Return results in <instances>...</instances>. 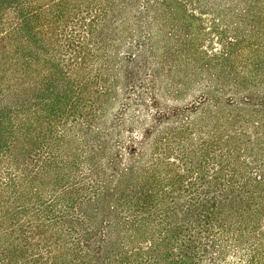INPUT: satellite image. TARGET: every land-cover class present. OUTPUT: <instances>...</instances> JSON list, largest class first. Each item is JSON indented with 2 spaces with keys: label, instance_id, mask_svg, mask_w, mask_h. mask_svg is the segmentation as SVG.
<instances>
[{
  "label": "trees",
  "instance_id": "obj_1",
  "mask_svg": "<svg viewBox=\"0 0 264 264\" xmlns=\"http://www.w3.org/2000/svg\"><path fill=\"white\" fill-rule=\"evenodd\" d=\"M0 264H264V0H0Z\"/></svg>",
  "mask_w": 264,
  "mask_h": 264
}]
</instances>
